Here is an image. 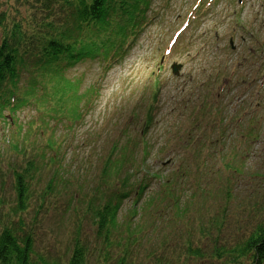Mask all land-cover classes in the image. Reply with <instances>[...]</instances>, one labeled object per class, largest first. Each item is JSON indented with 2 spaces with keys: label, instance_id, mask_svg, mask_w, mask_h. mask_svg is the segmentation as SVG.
Here are the masks:
<instances>
[{
  "label": "trees",
  "instance_id": "16d2710c",
  "mask_svg": "<svg viewBox=\"0 0 264 264\" xmlns=\"http://www.w3.org/2000/svg\"><path fill=\"white\" fill-rule=\"evenodd\" d=\"M38 1L29 16L11 23L0 14V117L8 114L18 128L10 140L15 200L9 212L0 215L4 217L0 264H264V211L254 223L238 221L234 226L227 206L205 215L209 194L202 187L205 159L200 161L201 151L193 152V147L200 143L212 157L218 140L203 135L194 138L197 127L190 126L183 136L181 131L177 133L176 142L178 153H192L199 160L196 179L185 174L189 165L182 162L175 175H160L158 197L145 199L149 178L139 177L136 170L145 167L151 150L145 141L140 151L139 140L117 138L110 150L99 155L102 166L93 193L70 190L74 185L63 176L65 165L57 162L56 168L57 155H47L59 138L56 130L74 128L90 113L99 96L101 71L119 59L136 32L152 19L148 15L152 1ZM191 10L202 15L204 0L194 3ZM82 58L101 67L94 79L67 74L66 67ZM155 99L153 96L151 102ZM151 104L147 126L152 121ZM25 106L37 115L23 124L15 122L16 110ZM218 110L214 109L215 115ZM224 133L222 130L216 137L224 139ZM245 137L251 140L252 133ZM238 159L228 168L241 175L244 165L238 166ZM45 170L50 171L49 178L35 196L33 185L40 183ZM229 183L227 179L226 187ZM189 186L194 187L192 196L185 191ZM230 194L227 189V197ZM64 195H70L68 207L74 208L79 220L71 240L64 251L41 248L39 230L27 218L34 210L33 223L37 222L41 210L47 214L51 205L55 207L53 198ZM126 198L134 207L122 219L119 211ZM159 230L163 231L160 242L155 239L149 245L151 234ZM170 230L174 232L165 234Z\"/></svg>",
  "mask_w": 264,
  "mask_h": 264
},
{
  "label": "rangeland",
  "instance_id": "374dc122",
  "mask_svg": "<svg viewBox=\"0 0 264 264\" xmlns=\"http://www.w3.org/2000/svg\"><path fill=\"white\" fill-rule=\"evenodd\" d=\"M151 1L152 19L136 32L119 59L101 71L99 96L90 113L78 126L56 130L59 138L47 155H57L56 168L57 162L65 165L63 176L74 185L70 190L90 195L100 176L102 151L110 150L117 138L139 140L140 151L145 141L150 157L136 172L149 178L145 199L158 197L160 175L174 174L182 162L189 165L185 173L189 178L199 177V160L176 150L177 133L183 136L190 126L197 127L194 138L218 140L212 157L200 143L193 147V152L201 151L198 159H205L202 187L209 190L205 215L227 206L233 226L238 221L252 224L264 211V0H204L209 6L202 15L191 10L197 0ZM38 4V0H0V14L11 23L29 16ZM173 63L181 65L176 74ZM100 68L96 61L82 58L66 70L71 76L94 79ZM149 104L153 112L147 126ZM214 109H219L217 115ZM7 115L0 117V215L8 213L15 200L10 140L18 128ZM34 115L25 106L16 110L15 122L23 124ZM222 130L224 139L216 137ZM248 133L251 140L245 137ZM238 156V166L244 165L241 175L228 168L237 164ZM46 170L40 183L33 185L35 196L49 178ZM226 188L231 192L228 197ZM185 189L192 196L194 187ZM69 196L54 197L55 207L51 205L47 214L41 210L35 223V211L30 212L27 220L39 230V247L64 251L69 244L79 221L74 208L68 207ZM133 207L130 198L123 200L120 217L126 218ZM10 217L17 219L11 213ZM170 232L174 231L165 234ZM162 233L151 234L149 245L155 239L160 242Z\"/></svg>",
  "mask_w": 264,
  "mask_h": 264
},
{
  "label": "water",
  "instance_id": "95a60500",
  "mask_svg": "<svg viewBox=\"0 0 264 264\" xmlns=\"http://www.w3.org/2000/svg\"><path fill=\"white\" fill-rule=\"evenodd\" d=\"M181 67V65L180 64H175V63H173V66H172V70H173V73H178V69Z\"/></svg>",
  "mask_w": 264,
  "mask_h": 264
}]
</instances>
